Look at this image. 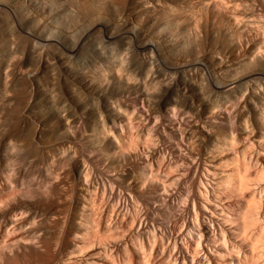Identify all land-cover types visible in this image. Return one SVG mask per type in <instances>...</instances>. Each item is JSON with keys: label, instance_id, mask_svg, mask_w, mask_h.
Returning <instances> with one entry per match:
<instances>
[{"label": "bare ground", "instance_id": "bare-ground-1", "mask_svg": "<svg viewBox=\"0 0 264 264\" xmlns=\"http://www.w3.org/2000/svg\"><path fill=\"white\" fill-rule=\"evenodd\" d=\"M0 264H264V0H0Z\"/></svg>", "mask_w": 264, "mask_h": 264}, {"label": "rangeland", "instance_id": "rangeland-1", "mask_svg": "<svg viewBox=\"0 0 264 264\" xmlns=\"http://www.w3.org/2000/svg\"><path fill=\"white\" fill-rule=\"evenodd\" d=\"M21 1V0H20ZM43 18V17H42Z\"/></svg>", "mask_w": 264, "mask_h": 264}]
</instances>
